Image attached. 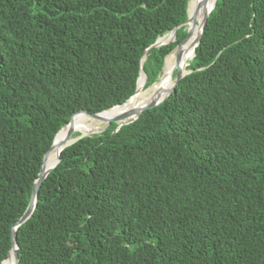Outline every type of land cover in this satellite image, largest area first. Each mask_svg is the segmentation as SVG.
Instances as JSON below:
<instances>
[{
  "label": "trees",
  "instance_id": "16d2710c",
  "mask_svg": "<svg viewBox=\"0 0 264 264\" xmlns=\"http://www.w3.org/2000/svg\"><path fill=\"white\" fill-rule=\"evenodd\" d=\"M187 3L0 0V263L56 133L140 70L156 82ZM185 68L161 104L61 150L17 264H264V0H216Z\"/></svg>",
  "mask_w": 264,
  "mask_h": 264
},
{
  "label": "water",
  "instance_id": "95a60500",
  "mask_svg": "<svg viewBox=\"0 0 264 264\" xmlns=\"http://www.w3.org/2000/svg\"><path fill=\"white\" fill-rule=\"evenodd\" d=\"M189 1L190 0H188L187 9H186V11H187V18H186V20L184 22H182L181 24H179L177 26V27L182 26V25L185 26L186 36L175 47V49L173 50V53L174 52H177L176 50L179 49V47L187 40V38L191 34L190 29L187 27L188 22L193 17V15H192V17L190 18L189 14H188ZM206 2H207V0H201V3H200L201 5L200 6L197 5V8L195 9V13H197L198 11H200L201 17H200V20L198 22V26L199 27H198L197 34L195 35V37L193 38V40L191 42L192 43V46H193L192 56L194 54V48L197 46V44H198V42H199V40H200V38H201V36L203 34L207 17L209 15L210 11L213 9L216 0H213L211 6H209V7H207ZM177 27L173 28L168 33H166L165 35H163L160 38H158L153 44H151L149 46V48H151V47H158V46H161V45H164V44H167V43L173 41L174 38H175V30H176ZM166 35L169 36V39L167 41H161V38L164 37V36H166ZM144 54H145V51L143 52L142 59L144 57ZM180 55H181L180 54V51H178L176 53V64L178 63V61L180 59ZM164 62H165V59H164ZM163 67H164V63H163ZM163 67H162V69H163ZM174 72H175V74L172 77V83H171L170 87L166 90V92L164 93V95L162 97L150 99L147 102H145L144 104L140 105L139 107L134 108L133 110H130V111H127V112H123V113H120V114H116V115H112V116H107L105 118H102L101 115H100L102 112H104L106 110H109L111 108H114V107L122 106L128 100H130L132 98V96H134V94L137 91V82H136V88H135L134 93L127 100H125L122 104L114 105V106H112L109 109H106V110H103V111L97 112V113H89V112L84 111V110H79V111L75 112L74 114H72L70 116L69 120L56 133V135H55V137H54V139H53V141H52L49 149L43 155L42 162H41V165H40V170H39V172L37 174V177L35 178V180L33 182V185H32V189H31V193H30V197H29L28 204H27L24 212L22 213V215L11 226V231H10V247H9L8 252H7L6 258L0 264H2L4 261H8V260L11 262V264H17L18 263V257H17V252H16L17 244H16V238H15L16 237V229L22 223H24L30 217V215L32 214V212H33V210L35 208L36 202H37V195H38V189L40 187V184L45 179V177L47 176V174L59 162V160H60L59 159V154H60L61 150L64 149L65 147L71 145L72 143L76 142L78 139H80L83 136H88L90 134L100 132L103 128H105L106 126H108L111 122H113V123L116 124V127L113 130V132H115V131H117V129L120 126L129 124V123L133 122L134 120H136L138 118V116L142 112H144V111H146L148 109L154 108L155 106L161 104L169 96V94L172 92V90L174 89V87L176 86V84L179 82V80L184 75L188 74L190 72V70H186V69L182 70L181 68H178L176 66ZM139 77L142 78V82L144 84V82H145V74H144V72L142 70H140V72H139L138 78ZM138 78H137V80H138ZM79 114L80 115L88 116V117L93 118V119L103 120L104 121V127L101 128V129H99V130H97V131H94L92 133H79L77 136H72V133L73 132H72L71 125H72V122H73L74 118L77 115H79ZM53 148H58L57 155H56V159H55V161L50 166L45 167L44 166V163H45L46 156L48 155V153Z\"/></svg>",
  "mask_w": 264,
  "mask_h": 264
},
{
  "label": "bare ground",
  "instance_id": "6f19581e",
  "mask_svg": "<svg viewBox=\"0 0 264 264\" xmlns=\"http://www.w3.org/2000/svg\"><path fill=\"white\" fill-rule=\"evenodd\" d=\"M213 0H207L206 5L207 7L211 6ZM201 0H190L189 6H188V14L190 18V21L187 24V27L190 29V36L187 38V40L177 49L176 51H180V59L178 63L176 64V53H171L165 58L164 67L162 69V74L159 78V80L152 84L147 89H143V82L142 78L139 77L137 80V91L132 96L130 100H128L125 104L122 106L114 107L109 110H106L102 112L100 115L102 118H105L107 116H112L116 114H120L123 112H127L130 110H133L134 108L139 107L140 105L144 104L150 99L153 98H160L164 95L166 90L170 87L172 83V77L173 73L175 71L176 66L178 68H181L182 70L186 69V65L188 61L190 60L192 53H193V46H192V40L197 34L198 31V22L201 17L200 11L195 13V9L197 8V5H201ZM195 15V16H194ZM169 39V36L166 35L161 38V41H167ZM189 65V64H188ZM94 124H104L103 120L99 119H93L85 115H77L73 122H72V132L73 133H92L94 131H97L101 128L94 127ZM72 133V134H73ZM58 148H53L48 155L46 156L44 166L48 167L50 166L56 159ZM2 264H11V262L4 261Z\"/></svg>",
  "mask_w": 264,
  "mask_h": 264
},
{
  "label": "rangeland",
  "instance_id": "374dc122",
  "mask_svg": "<svg viewBox=\"0 0 264 264\" xmlns=\"http://www.w3.org/2000/svg\"><path fill=\"white\" fill-rule=\"evenodd\" d=\"M171 53H173V51H172ZM161 74H162V72H161ZM161 74L158 76L156 82L159 80ZM156 82H154V83H156ZM154 83H153V84H154ZM147 88H148V87H147ZM147 88H145V89H147ZM143 89H144V88H143ZM145 89H144V90H145ZM94 127L103 128V127H104V124H94Z\"/></svg>",
  "mask_w": 264,
  "mask_h": 264
}]
</instances>
